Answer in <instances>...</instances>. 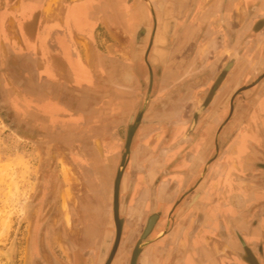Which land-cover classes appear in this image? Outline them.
I'll use <instances>...</instances> for the list:
<instances>
[{"label": "water", "instance_id": "1", "mask_svg": "<svg viewBox=\"0 0 264 264\" xmlns=\"http://www.w3.org/2000/svg\"><path fill=\"white\" fill-rule=\"evenodd\" d=\"M204 1L190 2L189 17L199 15L210 22L216 14L222 25L210 30L207 39L228 38L230 43L227 47L207 45L194 65L192 59L187 60L191 64L185 68L191 66L193 71L190 86H176L165 96L160 71L172 63V53L179 51L178 38L184 32L175 23L172 35L162 30L158 15L164 5L160 0H126L128 6L121 12L128 18L124 26L130 38L124 45L135 55L142 53L138 63L143 78L142 92L130 98L132 109L117 126L123 136L114 141L110 152L112 167L118 166L112 188L116 240L111 257L122 244L127 222L126 216L120 217L122 204L128 210L134 198L133 210L140 218V226L128 236L130 264H199V252L220 233L215 230L216 221L205 222L206 201L202 206L212 165L232 157L227 150L236 141L240 146L244 143L241 132L248 127L259 126L256 143L264 156V48H259L264 39V12L256 14L253 0H239L242 18L234 27L236 19L229 6L233 3L236 8L235 0ZM112 5L116 12L120 0H112ZM200 26V32L207 31L204 23ZM233 79L232 88L223 90ZM181 94L189 98H179ZM258 162L252 174L264 180V163ZM140 195L144 196L141 200ZM262 201L257 200L253 213L262 212ZM240 242L245 245L241 264H260L243 237Z\"/></svg>", "mask_w": 264, "mask_h": 264}, {"label": "crops", "instance_id": "2", "mask_svg": "<svg viewBox=\"0 0 264 264\" xmlns=\"http://www.w3.org/2000/svg\"><path fill=\"white\" fill-rule=\"evenodd\" d=\"M253 3L256 14L264 12V1ZM120 6L122 11L114 12L112 0H0V55L18 78V84L9 83L7 98L18 102L23 95L30 126L39 125L53 137L65 127L64 136L77 135L89 141L96 167L105 164L108 155L114 161L111 149L123 136L117 126L132 109L130 98L143 90L142 64L138 63L142 53L135 55L124 45L130 41L124 26L128 18L121 13L128 6L126 0H120ZM190 32L187 26L185 38ZM180 50L172 53V63L160 71L162 96L176 86H190L193 71L185 65L190 56L200 52ZM233 84L226 82L223 90H230ZM179 98L189 96L181 94ZM258 128L243 130L244 143L240 146L236 141L227 150L232 157L212 165L202 206L206 201L205 222L216 221L215 230L220 233L199 252V264H241L245 246L241 237L264 264V201L262 212H252L257 200H264V180L252 174L258 161L264 163L256 143Z\"/></svg>", "mask_w": 264, "mask_h": 264}, {"label": "rangeland", "instance_id": "3", "mask_svg": "<svg viewBox=\"0 0 264 264\" xmlns=\"http://www.w3.org/2000/svg\"><path fill=\"white\" fill-rule=\"evenodd\" d=\"M160 1L163 2L164 6L162 12H159L158 17L161 24L160 27H162L163 31H166V35L173 34L170 32L174 31L175 27L173 25L175 24L177 29L182 32H185L187 29L186 25L190 26L192 30L188 38H185V33H182L180 38H178V49L183 51L187 48L189 52L192 50V52L195 51V53H203L204 47H207V45L216 46L225 44L226 47L229 45L230 40L228 38H223V40L222 38L219 40L216 39L218 43L215 42L216 40L212 41L211 38L207 39L210 30H215L217 27L220 28L222 25L220 17L219 21H217L218 17H216V14L210 22L203 21V17L201 18L199 15L191 19L189 17V11L190 2L192 0ZM203 2L205 1L203 0ZM235 2L237 3L236 8H234L233 3L229 8L232 16L236 19L233 26L238 27L237 25L240 23L239 19L242 18L238 14L241 4H239V0H235ZM170 20H172L171 26ZM200 23L205 24L208 28L207 31L203 33L200 32L202 30ZM204 33L207 34L205 35ZM163 41L164 45L168 44L166 36L163 38ZM262 41H264V39L260 40L259 48L263 45ZM199 57L200 56L196 54L190 56L193 65L198 61ZM191 62H188L187 65L191 64ZM184 65H182V67ZM163 91L164 90L161 89L162 93ZM180 103L183 106V101H180ZM72 154V151L64 152V157L68 159L67 162L69 163H73ZM259 156L264 159V156L261 154ZM50 157V153L41 146V139L32 138L27 140L24 136H18L0 119V264H42L39 257L41 255V250L42 253L44 252L41 243L43 240V232H41L40 229L35 230V226L36 223H40L42 208L45 210L48 209L50 213L57 207L56 200L51 197L47 200L46 205L41 203V196L47 179H50V176L54 175L53 171L58 169L50 164L51 161H48ZM117 167L116 165L115 167L111 166L107 168L112 178V184L114 183V178L116 176L115 170ZM76 168L79 169L77 166ZM61 174L64 175L63 168ZM47 175H49V177H47ZM106 192H108L107 188ZM105 204L106 203L103 204V207L104 209L106 208L107 211L103 216L102 225L98 230L96 246L93 251V254L95 253L97 255L103 253L102 250L104 247L100 248V246H102L106 240L112 244L115 237L112 202L109 201V203ZM134 204L136 206L133 198L130 203L131 207L128 208V210L125 209L124 203L121 206L123 219H125L126 216L127 222L118 258H120V260H125V262L126 260L130 261L128 245L130 241L128 236L133 233L134 229L140 226V218L138 219V215L133 210L135 207ZM59 206H61L60 202ZM53 217L56 218L55 215ZM81 229L83 232V226ZM34 239H40V243L35 244ZM170 255H172V253H170Z\"/></svg>", "mask_w": 264, "mask_h": 264}, {"label": "flooded vegetation", "instance_id": "4", "mask_svg": "<svg viewBox=\"0 0 264 264\" xmlns=\"http://www.w3.org/2000/svg\"><path fill=\"white\" fill-rule=\"evenodd\" d=\"M171 22L172 20H170V26L172 25ZM8 63L7 59L0 55V119L18 136H24L27 140L41 139V146L51 155L48 161H51L50 164L58 168L53 171L54 175L47 179L41 196V203L46 205L47 200L51 197L56 200L57 207L50 213L48 209L42 208L40 223H36L35 226V230L40 229L43 232L41 243L45 253H42L41 250L40 262L42 264H130L129 260L125 262V260L118 258L122 244L116 255L111 257L116 232L112 244L106 240L100 246V248L104 247L102 254H93L98 230L107 211L103 204H107L109 201L112 202L114 221L113 184L107 169L111 167L113 162L110 161V156H107L105 164L96 167L95 162L91 160L92 150L89 141L82 140L77 135L64 136L66 135L63 134L65 127L59 131L60 134L58 133L53 137L38 127L39 125L35 128L30 126L28 119H26L23 100L21 101L23 95L17 96L20 99L18 102H13L7 98L9 83L18 84L16 70L12 66H8ZM17 71L23 75L20 70L17 69ZM22 81L20 82L22 83ZM2 85L4 91L1 90ZM13 100H15L14 97ZM38 111L37 120L40 122L42 113L39 109ZM62 134L63 136H61ZM65 151L73 152L74 164L67 162L68 159L64 157ZM62 168L64 175L61 174ZM106 188L108 192H106ZM59 202L61 206H59ZM54 215L56 218L53 217ZM120 217L123 219L121 208ZM39 243L40 239L35 240V244Z\"/></svg>", "mask_w": 264, "mask_h": 264}, {"label": "bare ground", "instance_id": "5", "mask_svg": "<svg viewBox=\"0 0 264 264\" xmlns=\"http://www.w3.org/2000/svg\"><path fill=\"white\" fill-rule=\"evenodd\" d=\"M230 82L232 83V82H234L235 83V79H233V80H230ZM227 86V85H226ZM219 101V98H216V100H215V103H217ZM143 195H140V200L141 199H143Z\"/></svg>", "mask_w": 264, "mask_h": 264}]
</instances>
